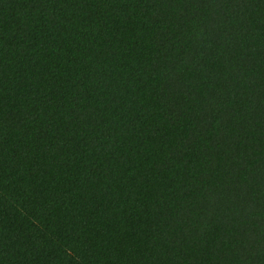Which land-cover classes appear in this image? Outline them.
Masks as SVG:
<instances>
[{
  "label": "trees",
  "instance_id": "obj_1",
  "mask_svg": "<svg viewBox=\"0 0 264 264\" xmlns=\"http://www.w3.org/2000/svg\"><path fill=\"white\" fill-rule=\"evenodd\" d=\"M0 264H264V0H0Z\"/></svg>",
  "mask_w": 264,
  "mask_h": 264
}]
</instances>
